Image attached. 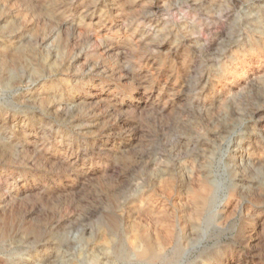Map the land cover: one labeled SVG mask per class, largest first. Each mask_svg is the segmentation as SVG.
<instances>
[{"label": "clouds", "instance_id": "clouds-1", "mask_svg": "<svg viewBox=\"0 0 264 264\" xmlns=\"http://www.w3.org/2000/svg\"><path fill=\"white\" fill-rule=\"evenodd\" d=\"M100 4L50 0L25 21L33 25L27 38L0 60L6 91L45 81L65 93L59 86L72 82L100 89L98 99L66 109L63 96L34 101L42 111H75L91 121L93 135L128 122L114 157L127 182L98 176L74 212L58 213L74 217L66 229L76 236L88 232V249L81 247L72 264H119L108 258L110 249L129 248L137 237L154 244L142 228L145 217L166 221L169 231H190L206 219L230 230L243 200L232 185L249 171L264 196V48L242 44L264 37V0L198 10L185 0ZM242 137L248 162L233 166L232 146ZM195 256L191 251L189 264Z\"/></svg>", "mask_w": 264, "mask_h": 264}, {"label": "rangeland", "instance_id": "rangeland-1", "mask_svg": "<svg viewBox=\"0 0 264 264\" xmlns=\"http://www.w3.org/2000/svg\"><path fill=\"white\" fill-rule=\"evenodd\" d=\"M48 2L0 0V60L27 38L33 25L25 21ZM185 2L190 9L198 10L210 3L214 7L230 3L238 8L242 0ZM111 3L112 0H101L99 7ZM89 19L95 24L99 17ZM222 35L214 33L211 42L214 44ZM242 44L245 49L264 48V37L257 36L252 42L245 37ZM8 80L7 74L0 73V264H72L81 247L88 249V232L76 236L74 229H66L74 217L61 219L58 213L65 208L74 212L91 188L89 181L98 176L127 182V175L121 174L114 157L126 143L128 122L121 118L90 134L95 131L91 121L75 111H42L33 102L52 95L63 96L66 109L77 101L87 104L98 99L99 88L93 93L92 86L72 82L59 86L65 93L45 81L29 89L6 91ZM124 99L130 96H122L121 102ZM256 131L261 134L259 125ZM244 139L233 144L229 164H247ZM254 177L255 173L249 171L232 185L235 195L243 200L239 219L230 230L220 231L206 219L190 231L187 227L169 231L166 221L145 217L142 228L155 243L146 247L144 238L137 237L130 241L129 248L110 249L108 258L119 264H189L194 250L193 264H264V196L258 194ZM224 210L221 208L220 212ZM48 219H52L51 224H47ZM188 223L195 222L190 219ZM185 244L190 249L186 250ZM146 249L148 254L142 256Z\"/></svg>", "mask_w": 264, "mask_h": 264}, {"label": "bare ground", "instance_id": "bare-ground-1", "mask_svg": "<svg viewBox=\"0 0 264 264\" xmlns=\"http://www.w3.org/2000/svg\"><path fill=\"white\" fill-rule=\"evenodd\" d=\"M163 247V246H162ZM141 249H142V247H141ZM142 251V250H141ZM148 251H147V249L146 250H144V252H142V256H145V254L147 253ZM148 254V253H147ZM140 255V254H139ZM148 257H150V256H148ZM139 258V257H138ZM137 258V259H138Z\"/></svg>", "mask_w": 264, "mask_h": 264}]
</instances>
